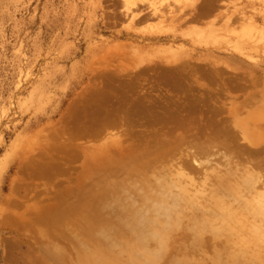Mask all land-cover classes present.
<instances>
[{"label":"rangeland","instance_id":"rangeland-1","mask_svg":"<svg viewBox=\"0 0 264 264\" xmlns=\"http://www.w3.org/2000/svg\"><path fill=\"white\" fill-rule=\"evenodd\" d=\"M150 2L155 6L147 5ZM154 7H159L165 18H154ZM249 18L253 23L247 22ZM260 34H264V0H0V264H87V254L92 251L101 258L118 252L122 259L124 255L117 248L124 240L117 239L122 228L123 235L133 236L142 229L146 237L151 231L150 222L158 215L156 210L151 212L150 201L142 194L147 193L149 199L151 192L154 197L155 192L164 189L154 188L152 181H157L146 178L153 169L144 167L139 171L137 167L150 159L151 167H157V161L163 160L161 154L171 156L181 139L217 143L221 128L218 122L228 113L227 108H242L247 100L249 105L240 112L244 117L246 111H254L264 103V44L258 38ZM133 52L140 54V59ZM175 70L179 71L175 76L180 75V80L173 78L175 83L179 81L176 87L166 81ZM128 102L130 109L125 107ZM140 103L145 106L140 110L145 111L136 109ZM100 106L110 107L102 111ZM106 109L115 115H109ZM131 109L135 113L125 121L124 112ZM150 112L162 113V119L154 113L157 123ZM173 113L179 115L178 119ZM87 114L92 116V124ZM129 117L132 121H127ZM113 119L121 122L114 124ZM98 122L103 124L99 127ZM80 124L87 127L80 128ZM237 138V143L243 145ZM162 146L168 150H162ZM190 152L193 150L184 149V153ZM87 159L99 160L98 166L88 170ZM212 159L213 169L218 168ZM109 160L119 161L112 165H120V171H116L117 166L113 169ZM133 160L139 164L135 167L138 171ZM196 160L203 165L206 158L199 156ZM126 165L132 171L127 172ZM199 169L200 175L192 174L198 183L204 181L203 175L212 173V168ZM161 177L158 180L156 176L159 183L168 180ZM125 179L131 180L128 188L109 190V186L122 185ZM138 180L147 183L148 191L154 186L153 191L145 192L146 186L139 188L142 184ZM183 187L186 189L187 183ZM125 189H130L128 194ZM172 189L173 193L179 191ZM142 200H146V206ZM184 200L183 205L188 199ZM144 207L151 213L145 216ZM150 214L154 217L148 221ZM46 217L51 223L45 221ZM144 220L150 228L145 227ZM54 224L62 227L58 230L57 225L52 227ZM75 229L78 233L72 232ZM106 229L110 233L103 231ZM171 233L169 250L175 251L181 240L174 238L183 232L174 229ZM103 234L105 240L106 236L111 239L105 242ZM115 238L118 242L112 241ZM106 247L114 250L101 255L106 253L101 248ZM82 249L88 253H82ZM181 253L174 254L173 261L177 257L180 260ZM170 256L167 258H174Z\"/></svg>","mask_w":264,"mask_h":264},{"label":"bare ground","instance_id":"bare-ground-1","mask_svg":"<svg viewBox=\"0 0 264 264\" xmlns=\"http://www.w3.org/2000/svg\"><path fill=\"white\" fill-rule=\"evenodd\" d=\"M147 5L155 6V4H153V2H150ZM158 8L154 7V9L152 11L154 18H156V19L165 18L164 13H162L160 11V9H158ZM247 20H249V21H247ZM247 20H245V21H247L249 24L253 23L252 19L249 18ZM165 21H167V20H165ZM241 21H244V20H241ZM164 25H165V23H164ZM258 38H260L262 40L260 42H262L264 44V34H260V37H258ZM258 38H257V40H258ZM259 40L256 42H259ZM134 49L137 51L136 48H134ZM139 51H138V53H139ZM133 53H136V52H133ZM138 53H136V54H138ZM146 54H148L147 51H146ZM131 55H132V53H131ZM139 55L140 54H138L137 57ZM146 57H149V56L147 55ZM135 58H136V55H135ZM138 58H136V59H138ZM143 59H145V58L143 57ZM136 62L138 63L137 60H136ZM142 63L144 64V61H141L140 64H142ZM143 71H146V70L143 69ZM162 71H163V69H162ZM175 72H177V73H175ZM178 72H179L178 70H175V71H172L170 73L171 79L169 78L168 80H166L169 83L171 82L170 85H172V84L173 85L174 84L179 85V84H177L179 81L177 83H175L177 77L180 76V75L177 77L175 76L176 74L177 75L179 74ZM113 73H115V72L113 71ZM165 73H166V71H165ZM173 74H174V76H173ZM174 77H176L175 81L173 79ZM177 80H180V79H177ZM113 82H114V80H113ZM118 82H120V81H118ZM181 82L180 83L183 86V81H181ZM121 84H122V82H121ZM175 85H174V87H176ZM244 87H246V86H244ZM124 88L126 89V87H124ZM128 90H130V89H128ZM122 92H124V91H122ZM107 97L108 96H106V98ZM136 100H138V99H136ZM141 100H142V98H141ZM245 101H246L245 106L242 108L233 109L232 107H230V108H227L228 111L226 108H223V110L226 109V111L228 113L226 114L225 117L220 118V120L218 122V125H220L221 128L218 131L217 137L219 138V141L217 143H215V142H208V143L207 142H204V143L197 142V143H195V142H186V141H184V139H181V142L183 144L180 143L179 147L178 146H177V148L175 147L176 148L175 151L171 150V152L174 155L170 152L171 156H167L168 154L166 155L165 152H161V153H164V155H166V156L162 157V154H161L160 157L163 160L157 161L158 166L157 167L153 166L155 169L151 167L152 163H153V160H151V159H150V161L148 160V162L145 161L144 164L141 163L142 165H139L136 160H133V162L136 161L135 162L136 164L132 162L133 163L132 165L134 166V164H135L134 168L139 165L137 167V169L139 168V171L141 169H143L144 167H146L148 169H153L150 171L151 174L149 173L150 176L147 175L146 178L151 177L157 181V182H155V181H152V179H151V181L153 182L152 185L153 184L156 185L155 187L153 186L154 188L160 189V186H162V189L164 188L161 192L160 191L158 193L155 192V195L153 197L151 194L152 192L150 193V191H153V187L149 186L150 189L151 188L152 189L150 191H148L149 189H147V187H148L147 183H144L146 185L141 183V181L143 179L138 180V182L140 181V183L142 185H144V187L142 185L138 186L139 183L136 182V184L138 183L136 186H138L139 188L141 187V188L145 189V186H146L145 192L147 191L148 193H150L149 197H151V198L147 199L148 198V197H146V196H148L147 193H145L146 195L142 194V197L144 196L147 201H150V205H148V206H150L149 208L152 209L151 212H154V210H156L158 212L156 214L159 215V218L157 217L158 215L154 217L153 216L154 213H153V215L150 214L151 217L148 219V221L149 220L151 221L153 217L155 218V221L150 222L151 226H150L149 222L148 223L146 222L147 220L146 221L144 220L145 224H144V221H142V222L140 221L144 225H146V223H147V225L145 227H149V226L151 227V231H150V233H148V236H146V237H145L146 231H142V229H140V230L138 229L139 231L133 233V236H131V234H128V235L125 234L126 235L125 236L121 232L123 230V228H122V230L120 231V235L118 234L119 236H118V238L117 237L116 238L118 239L119 242L122 239H124V240H122L120 242V244H118L119 246L117 245L118 246L117 248L119 249V253L122 254V256L124 255V257H126V260L128 259L127 261H124L125 260L124 257H123L124 259L122 258L123 259V261H122V259L120 258L121 255L117 254L118 252L114 254V252L112 251L113 252L112 255L114 254V256L109 254L108 250L113 249V248H107V247L101 248V249H104V251L106 252L104 254L103 253L101 254V252H99L101 255L109 254V256L106 255V258H105V256H102V258L104 257L103 258L104 261L100 260L101 256L99 257L97 255V253H98L97 251L95 253V251L91 252V250L88 249L91 252V253H88V251L86 252L85 249H82L83 250L82 253H84V251L86 252V254L88 253L87 255L89 257H87V259H86V260H88L87 264H166V263L167 264H264V157L259 158L260 155H264V129H263L264 125L262 126V124H261V121H264V103L262 102L261 105L259 107H257L254 111H251V112L246 111L244 117H242L240 115L241 114L240 112H243L242 110H245L246 106L249 105L247 103V100H245ZM135 102L136 101H134L133 103L131 102L134 107L136 106V104H134ZM154 102H153V105H155L157 103V102L156 103H154ZM159 103H161V102H159ZM175 103H177V102H175ZM148 104H150V103H148ZM117 105H119V104L117 103ZM117 105L116 106L113 105V106H115V108L117 109L120 106L119 105L117 107ZM130 105H131L130 103L128 105L125 104V107L127 109H130ZM132 105H131V107H132ZM122 106H123L122 107L123 111H125L124 109H126V108H124V105H122ZM139 106H140V108H138ZM106 107L109 108L110 106H106ZM106 107L100 106L99 109L106 108ZM138 107H136V109L138 111L142 107L145 108V106H143V105L141 106V103H140V105H138ZM150 107L152 109V106H149V108ZM159 107L161 108V106L158 105V108ZM222 107H224V105H222ZM149 108H146V109L148 110ZM153 108H155V107H153ZM116 109H115V111H116ZM132 109L129 111L126 110L128 112H132V114L127 112L129 114V115H127V113L124 112L125 113L124 119L127 116L134 115L135 112L133 113ZM163 109H162V111H163ZM176 109H178V108L176 107ZM103 110L104 109H102V111ZM112 110H113V108H112ZM119 110L120 109H118L117 111H119ZM133 110H135V108ZM164 110L167 111L166 108ZM220 110H221V113L225 111V110L223 111L222 109H220ZM232 110L235 112H233ZM105 111H107V109ZM110 111L109 112L107 111L109 115L111 112H113V111H111V112ZM142 111H145V110L142 109L139 112H142ZM170 111L174 112L175 110L174 111L170 110ZM170 111H169V113H171ZM180 112H182V111H180ZM150 113H152V112H150ZM154 113H156V112H154ZM154 113H152L153 116H151V114H150V116L153 117V119L156 121ZM118 114H119V112H118ZM141 114L142 113H140V116H139V114H135V115H138L139 117H141L142 116ZM157 114L159 115V113H156V115ZM179 114H181V113H179ZM114 115L115 114H112L111 116H114ZM122 115H124V114H122ZM143 115H144V112H143ZM147 115H148V113H147ZM161 115H162V113H161ZM161 115L158 116V118H157L158 120H159V117ZM165 115H164L165 117L163 116L164 117L163 120L167 117V113H165ZM176 115H177V113L174 114L173 116H175V118H177L179 115H177V116ZM111 116H109L108 118H110ZM169 116H171V115L169 114ZM169 116H168V119H169ZM88 117H89V115H88ZM90 117H92V116H90ZM90 117L88 120H90L91 124H92L93 118L90 119ZM93 117H96V115ZM131 117H129L130 120H127V121H132L131 119L134 118V116L132 118ZM161 117H160V120L162 119ZM180 117H182V116H180ZM142 118H143V116H142ZM126 119H128V118H126ZM126 119H125V121H126ZM153 119H151L152 123L154 121ZM171 119H169V120H171ZM85 120L86 119H84V121ZM96 120H98V118L97 119L95 118V121ZM84 121H83V123L81 122V124H84L85 123ZM95 121L93 123H95ZM112 121H114V124H116L117 121L119 122V120H117V119L116 120L113 119ZM112 121H111V123H112ZM124 123H129V122H124ZM81 124L79 126L80 128L82 126ZM101 124H103V123H101ZM132 124H133V122H132ZM100 125L98 122L97 126L100 127ZM113 126H115V125H113ZM86 127L87 126H85L83 128H86ZM92 128L93 127H91V129ZM100 129H102V128H100ZM86 130H89V129L87 128ZM237 137H239V140L241 139V141H243V145H239V143H237L238 142ZM234 142H235V144H234ZM111 143H114V141H112ZM185 143L188 146L185 145V148H182V147H184ZM159 146H161V145H159ZM154 148H155V150L158 151V148H156V147H154ZM187 148L191 149V151L193 150V152L192 153L191 152L190 153H184V149L186 152ZM164 149L166 150L167 148L163 147L162 150H164ZM173 149H174V147H173ZM81 151H82L81 155H83V156L86 155V154H84L82 149H81ZM159 151H161V150H159ZM96 152H94V153H96ZM152 152H150V153H152ZM170 153H169V155H170ZM96 155H97V157L100 156L97 153H96ZM199 156H200V159H201V156L206 158V161L205 162L203 161L205 164L202 165V164H199L197 162L196 157L198 159ZM84 157H83V159H84ZM88 158H91V157H88ZM99 158H101V157H99ZM210 158L211 159L214 158V161L216 162L215 164L218 168L215 167V169H213L212 165L214 164V162L212 164V162H210ZM156 159L158 160L160 158L157 157ZM187 159H189V160H187ZM95 160L96 159H90V161H88V159H87L88 162L84 161V162H86L85 167L89 170L93 167L98 166L97 163L99 160H97V161H95ZM110 160L108 162L109 165H110V162H111V165L117 164L116 162H119V161H114V160L110 161ZM139 160H140V158H139ZM113 161L115 163H112ZM201 161L202 160H200L199 162L201 163ZM84 162H82V163L84 164ZM89 163H91V164L89 165ZM154 164H156V163H154ZM101 165H103V164H101ZM118 165H119V163H118ZM116 166L117 165H115V167ZM119 166H117L118 167V169L116 170L117 172H118V170L120 171ZM129 166L130 165H126L124 167L128 168ZM99 167H101V166H99ZM115 167L113 166V169L117 168V167L116 168ZM199 167H202V168L206 167V169H208V170L212 168V170H211L212 173H210L211 171H209V173H210L209 175H207L205 173L206 175L202 176V177H205V179L203 182L200 181V183H198L199 180L197 181V179L195 177L196 176L195 174L200 175ZM131 168L134 170L133 167H131ZM137 169H136V171H138ZM124 170H126V169H124ZM128 170H126V171L127 172L132 171V170H130V167ZM133 172H132V174H135V172L134 173ZM203 173H204V170H203ZM138 174H140V173H138ZM161 174H162V177H166L167 179H168L169 174H172L176 178L178 177V180H176L174 177L173 181L176 180L178 182L176 183L174 181L175 182L174 183L170 179L173 176L170 175V178H169L170 182H168L169 179L166 181L165 180L166 178H165L164 181H166V182L160 181V182H164V183H159L158 180H161V179L158 178V176H161ZM192 174L195 175L194 176L195 178L193 177ZM135 176H136V174H135ZM138 176H140V175H138ZM156 176H157L158 180L156 179ZM125 177H127V176H125ZM195 179H196L198 184L195 182ZM198 179H200V178H198ZM130 181H128V179L127 180L125 179L123 182H120V184H122V185L115 186V187L109 186V190H111V191L115 190V189L118 190L121 187L122 188H128L126 186H127L128 182L130 183ZM146 181H148V183L150 182L149 180H146ZM184 182L187 183L186 189L188 190L187 191L188 193L186 192V189L183 187V185L185 184ZM181 183H182V186L180 185ZM177 184L179 185V187L177 186ZM117 187H118V189H117ZM174 187L176 190H179V191L173 193L175 190H173L172 188H174ZM189 189H191V190H189ZM128 190H130V189H127L126 190L127 193H125V194H128ZM139 190H141V191H138V190L137 191L142 193V189H139ZM129 196H130V194H129ZM144 197H143V199H144ZM133 198H134V196H133ZM183 198L188 199V201L186 200L185 205L182 204V202H185V200L181 201V200H183ZM135 199H137V198H135ZM146 200H142L143 201L142 205L144 204L143 206H146V203L144 202ZM139 201H141V199H139ZM138 202L136 204H138ZM125 204H126V202H125ZM127 204H128V202H127ZM124 206H126V205H124ZM132 206H133V204H132ZM139 206H141V204ZM127 207H129V205ZM131 208H130V211L132 210V212H133V209H131ZM50 209H51V207H50ZM144 209H145V207H144ZM48 210H49V208H48ZM141 210H143V208ZM149 210L150 209H148V211ZM148 211L146 210L145 213ZM84 212H82V213H84ZM134 214H136V212H134ZM137 214H138V212H137ZM146 215H147V213L145 214V216ZM49 218L50 217H46L45 221L48 222V220H50ZM122 221H123V219H122ZM138 221H139V217H138ZM55 223H57V222H55ZM148 224H149V226H148ZM56 225L58 228L60 224L59 225L54 224V226H52V227H56ZM107 225H109V224H107ZM126 225H124V226H126ZM138 225H139V222H138ZM76 226H77V224H76ZM86 226H88V225H86ZM60 227H62V226H60ZM60 227L58 228V230L60 229ZM174 229H176V231L180 230L183 233H181V235L179 237L174 238V241L175 240H181V242L179 243V247H176L174 249L175 251H170L169 248H170V242H171V240H170L171 234H172L171 232H173ZM94 230H95V228L93 229V231ZM54 231H56V230H54ZM62 231H64V230H62ZM74 231H76V229L73 230L72 232H74ZM78 231H80V229ZM88 231L85 233L91 232V231L90 232H88ZM103 231L106 232L107 229L103 230ZM109 231L106 233L107 234L110 233ZM117 231H119V229H117ZM94 232H93V234L96 235V236L95 235L94 236L97 237V234H96L97 232H95V233ZM98 232H99V230H98ZM105 232H104V234L106 235ZM114 233H113V235H115ZM101 234L102 233H99V235H101ZM104 234H103L102 238L105 236ZM111 234H112V232H111ZM59 235H60V233H59ZM86 236L87 235H85L84 237L86 238ZM110 236H112V235H109V237ZM76 237H79V236H77V235L75 236V234H74L75 239H77ZM84 237L82 238V242L85 244V242H87V240H83V239H85ZM106 237L108 238V236H106ZM119 237H121V239H119ZM68 238H66V239H68ZM79 238L80 239H78V240H81V237H79ZM89 238L91 241L92 240L91 236H89ZM98 238H100V237H98ZM107 238H106L107 241H108V239H111V238H108V239ZM103 239L105 240V238H103ZM117 239L112 240V241L115 242V241H117ZM104 240H103V242H104ZM106 240H105V242H106ZM73 241L75 242V240H73ZM96 241H95V243H96ZM112 241L110 240V243ZM79 242H77V243H79ZM117 242H116V244H117ZM90 243H89V247L92 245V244L90 245ZM149 243L154 245L153 250H150L152 248H150L151 244L149 245ZM79 244H80V246H82L81 243H79ZM79 244H78V246H79ZM84 244H83V247L86 248V245H84ZM106 244H107V246H109L108 243H105L104 246ZM116 244L113 245V246H115V248H116ZM80 246H79V248H80ZM89 247H87V248H89ZM99 247H101L100 244H99ZM110 247H112V246H110ZM147 247H149V249ZM151 247H152V245H151ZM91 248L92 247H90V249ZM94 248L92 250H94ZM105 249H107V250H105ZM181 252H183V254ZM173 253L178 254L179 256H180L179 253H181L182 258L180 260H178L179 258L177 257L176 258L177 261H173V259H175V256H176V255L174 256ZM184 253H185V255H184ZM81 254L79 257H81L83 255V254L82 255ZM86 254H84L83 256H86ZM125 254H126V256H125ZM170 255L171 256L173 255L174 258H172ZM77 256H78V254H77ZM169 256L171 257V259L167 258ZM84 258H83V260H85ZM166 259H168L167 260L168 262L166 261Z\"/></svg>","mask_w":264,"mask_h":264}]
</instances>
